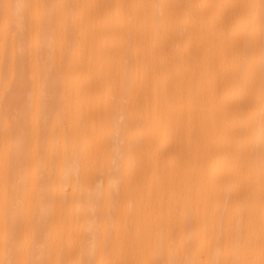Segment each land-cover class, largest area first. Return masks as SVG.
I'll use <instances>...</instances> for the list:
<instances>
[{
    "label": "bare ground",
    "instance_id": "6f19581e",
    "mask_svg": "<svg viewBox=\"0 0 264 264\" xmlns=\"http://www.w3.org/2000/svg\"><path fill=\"white\" fill-rule=\"evenodd\" d=\"M0 264H264V0H0Z\"/></svg>",
    "mask_w": 264,
    "mask_h": 264
}]
</instances>
